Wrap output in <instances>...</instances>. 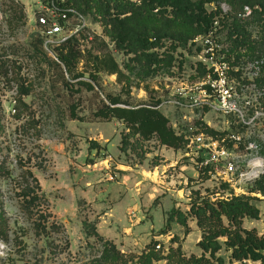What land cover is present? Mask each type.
<instances>
[{"label": "rangeland", "instance_id": "rangeland-1", "mask_svg": "<svg viewBox=\"0 0 264 264\" xmlns=\"http://www.w3.org/2000/svg\"><path fill=\"white\" fill-rule=\"evenodd\" d=\"M239 1L211 0L205 7L207 11H219V17L226 16L230 21L240 12L235 5ZM41 2L0 0V55L8 45L26 46L40 37L36 11ZM12 3L22 5V19L13 12ZM82 16L81 20L71 19L67 28L77 29L73 34L79 38L83 52L105 44L134 82L129 98H125L133 102H145L149 96L159 98L164 102L159 109L178 134L188 137L190 131L200 129L195 123L200 120L216 131L240 137V144L227 158L234 172L227 174L221 163L212 164L208 178L198 179L199 160L205 153L196 151L187 137L183 148L173 150L155 138L128 136L121 121L91 119V111L105 93L120 91L114 74L101 73L93 91L74 93L63 84L58 67L37 64L24 52L9 56L19 64L0 76V162L10 169L13 179L0 180V208L9 217L12 236L21 242L13 237L7 243L0 241V263L139 264L141 258L150 256L151 264H193V258L203 260L197 264H219L198 244L202 232L211 231L214 222H205L199 228L189 212V203L233 196L249 197L258 210L256 218L244 216L240 228L264 237V194L257 190L264 186V18L250 11L243 19L250 32L249 43L254 44L251 47L234 49L226 28L217 20L210 35H196L175 48L165 42L155 50L163 60L149 65L135 60L132 53L116 49L101 21L90 13ZM208 36L214 39L211 57L206 56L210 51L202 41ZM58 43L43 47L53 59ZM212 65L227 73V84L236 94L237 104L242 107L244 101L248 102L243 119L166 102L177 96L176 89H193L210 79L207 70ZM18 83L28 89L22 96L27 114L14 117ZM70 104L76 106L83 120L69 118ZM249 143L256 148H248ZM255 159L263 165L259 176L252 180L240 177ZM19 168L30 170L37 179L38 193L44 199L42 214L49 215L47 221L59 223L62 231L36 234L24 220L16 195ZM222 223L233 228L225 217ZM91 226L98 236L88 234ZM105 240L114 244L121 259L112 258ZM217 240L220 249L215 256L222 259L221 264L240 263L231 258L226 237L218 236ZM261 251L264 254V249Z\"/></svg>", "mask_w": 264, "mask_h": 264}, {"label": "trees", "instance_id": "trees-1", "mask_svg": "<svg viewBox=\"0 0 264 264\" xmlns=\"http://www.w3.org/2000/svg\"><path fill=\"white\" fill-rule=\"evenodd\" d=\"M56 2L57 7L67 11L68 14H70L69 9H73L81 15L90 13L95 20L101 21L116 49L128 54L132 53L135 60L149 65L163 60L155 51L156 48L162 47L167 41L173 48L183 46L196 35L211 31L215 20H218V23L226 28L227 39L230 40V44L232 42L234 49L251 47L254 44L249 43L251 41L249 40L250 32L247 31L243 23L245 18L242 15L243 10L247 7L251 13L264 18V0L237 2L235 5H238L240 12L230 21L225 18L226 16L219 17L217 10L207 11L205 4L211 0H57ZM11 7L14 13L18 12L19 19L24 17L22 5L12 3ZM36 13L38 16L39 10ZM37 25L39 26V24ZM263 40L261 39L262 42ZM42 41V35H40L35 42H30L26 46L8 45L5 54L0 55V76H6L9 69L13 71L17 67L19 64L17 60H11L9 56L15 57L21 52H24L31 61L37 64L45 63L58 67L63 84L74 93H80L83 90L93 91L98 86L101 73L114 74L116 81L121 84L120 91L116 94L105 93L104 97L98 100L95 109L91 111V119L121 121L128 130L126 133L128 136H137L142 140L155 138L160 145L173 150L183 148L187 144L184 133H176L169 117L158 108L161 101L159 98L149 96L145 102H133L128 99L130 88L134 86V82L120 68L105 44L94 47V50L88 49L83 52L79 38L72 34L54 47L55 59H53L43 49ZM221 50L224 51L223 48ZM80 63L82 64L80 65ZM65 75L67 79H65ZM144 90L148 91L147 85L144 86ZM27 94L28 89L18 83L17 97L13 107L14 117L27 114L26 102L22 97ZM126 95L128 98L124 97ZM68 116L70 119L83 120V117L77 114L74 104L69 105ZM195 123L199 125V130L205 134L219 140L223 138L225 146H232L233 141L228 138V131H216L200 120ZM92 144L95 143L92 141ZM207 171V168L199 169L197 178L207 179ZM5 179H13V174L4 163L0 162V180ZM15 182L17 183L16 195L19 197L18 208L33 231L36 234L62 231L59 223L53 220L47 221L49 215L42 214L40 205L44 203V199L38 193L39 184L32 172L19 168ZM260 188L261 190H257L264 194V186ZM189 204V212L196 219L199 228L202 229L205 222H214L211 231L204 232L202 230V238L198 244L219 264L222 263V259L215 256V252L220 249L218 236L226 237L225 244L230 250V256L240 262L238 264H264V254L261 251L264 249V237L258 236L254 231L240 228V221L244 216L252 218L258 216V210L250 203L249 197L233 196L229 199L204 200L201 203L191 202ZM223 217L233 228L222 223ZM90 233L98 236L96 228L93 226L90 227L88 234ZM12 237L9 217L0 208V241L7 243ZM16 238V236L13 237L15 242H21L16 241ZM105 242H107L105 243L107 248L113 253L112 258L117 261L120 257L114 244L106 240ZM193 259V264L203 262L201 258ZM246 260H249L250 263H246ZM116 264L126 263L117 262ZM139 264H151V257L144 256Z\"/></svg>", "mask_w": 264, "mask_h": 264}, {"label": "built area", "instance_id": "built-area-1", "mask_svg": "<svg viewBox=\"0 0 264 264\" xmlns=\"http://www.w3.org/2000/svg\"><path fill=\"white\" fill-rule=\"evenodd\" d=\"M57 0H42L39 7V14L36 17L37 24L40 26V34L42 35L43 47L47 46L52 42H61L70 35H72L77 29L71 31L67 28L71 19L81 20L83 16L73 9H69L70 14L67 11L58 8ZM250 9L245 7L242 13L243 16H248ZM217 20L213 22V29L208 31L207 34H212ZM208 37L203 38L205 42L204 47L210 52L207 57H211L214 51L213 43L214 39ZM212 53V54H211ZM223 61V60H222ZM225 62V61H223ZM223 64V63H222ZM208 79L205 83L195 86L193 89H186V87H181L176 89L177 96L172 99H168L166 102L179 108H196L203 113L209 110H216L224 114L234 115L243 119V109L248 105L247 101H244V105L241 107L237 104L236 94L231 91L229 85L227 84V73L220 67L210 66L208 68ZM163 101H160L158 108ZM187 137L186 135H184ZM228 138L233 141L231 147H227L223 144V138L221 140L213 138L211 135L205 134L201 130L190 131V135L187 137L190 143L196 145V151L200 153H205L199 160V169L207 168L209 172V167L212 164L223 165L225 172L231 174L234 172V165L231 161H227V158L231 156L232 149L238 143L240 144V137L235 134L227 133ZM248 148H256V145L249 143ZM198 153V152H196ZM206 153L209 155L207 156ZM263 165L261 161L255 159L250 164V170L245 173H240V177H245L246 179H254L259 176L263 170ZM159 248L157 244L155 246Z\"/></svg>", "mask_w": 264, "mask_h": 264}]
</instances>
